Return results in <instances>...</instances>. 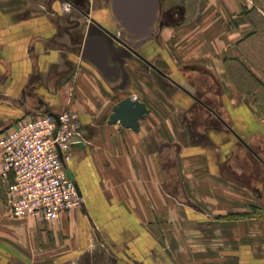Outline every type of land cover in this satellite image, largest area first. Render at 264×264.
Instances as JSON below:
<instances>
[{
    "label": "crops",
    "instance_id": "1",
    "mask_svg": "<svg viewBox=\"0 0 264 264\" xmlns=\"http://www.w3.org/2000/svg\"><path fill=\"white\" fill-rule=\"evenodd\" d=\"M158 1L156 34L141 52L162 72L122 50L111 0H84L86 12L71 5L82 18L63 13L67 0H0V134L68 109L84 139L67 163L83 202L56 221L14 216L0 186L4 264L18 252L34 264L101 252L117 264H264V70L250 7ZM98 33L117 51L110 64L123 81L82 57ZM128 95L150 109L138 130L108 122Z\"/></svg>",
    "mask_w": 264,
    "mask_h": 264
},
{
    "label": "built area",
    "instance_id": "2",
    "mask_svg": "<svg viewBox=\"0 0 264 264\" xmlns=\"http://www.w3.org/2000/svg\"><path fill=\"white\" fill-rule=\"evenodd\" d=\"M56 114L19 119L0 134V186L16 217L54 222L83 202L67 169L72 138L83 139L79 115L68 109Z\"/></svg>",
    "mask_w": 264,
    "mask_h": 264
},
{
    "label": "water",
    "instance_id": "3",
    "mask_svg": "<svg viewBox=\"0 0 264 264\" xmlns=\"http://www.w3.org/2000/svg\"><path fill=\"white\" fill-rule=\"evenodd\" d=\"M111 8L114 17L122 26L123 32L129 34L132 39L148 38L154 32V25L159 13L158 0H111ZM115 33H119V30H115ZM107 44L103 34L88 35L85 38L81 54L84 59L96 66L107 80L116 81L120 74V68L110 64ZM137 55L155 67L145 56L140 53ZM158 70L162 72L160 69ZM149 112L150 109L144 101L128 95L114 104L108 122L116 123L119 121L125 127L138 130L139 120ZM53 114L58 119V115ZM72 140L74 141L73 144L84 143V139L75 141L76 138L73 137ZM70 176L74 178L71 173ZM77 188L82 196L78 185Z\"/></svg>",
    "mask_w": 264,
    "mask_h": 264
},
{
    "label": "rangeland",
    "instance_id": "4",
    "mask_svg": "<svg viewBox=\"0 0 264 264\" xmlns=\"http://www.w3.org/2000/svg\"><path fill=\"white\" fill-rule=\"evenodd\" d=\"M246 1V8L250 7L249 10L246 9V12L248 14V17L251 19L254 18V22L256 23L255 27L257 29L255 35H254V43H255V57L259 59L261 68L264 70V0H245ZM63 13L72 15L74 14V17L82 18V14H78L76 10L71 6L69 3L67 6H64ZM258 74L261 77H264V74L258 71ZM263 89V87H261ZM260 98H262V103L264 104V90H261ZM122 96L126 95L127 92L121 93ZM113 99V96H111ZM262 112L264 113V106L262 107ZM168 247V246H167ZM166 251L169 253L171 250ZM11 257L7 264H34L35 262H32L29 260V258L23 254L22 252H18L15 255H10Z\"/></svg>",
    "mask_w": 264,
    "mask_h": 264
},
{
    "label": "flooded vegetation",
    "instance_id": "5",
    "mask_svg": "<svg viewBox=\"0 0 264 264\" xmlns=\"http://www.w3.org/2000/svg\"><path fill=\"white\" fill-rule=\"evenodd\" d=\"M33 2H38V0H31ZM47 3H51L53 0H45ZM63 1V0H61ZM70 2V4L76 8L79 9L82 8V12H86V9L84 7H87L84 3V0H67ZM116 19V18H115ZM117 24L120 26V41L122 43V50H125L128 53H131L133 55H136L137 53L142 54V50H144V47L142 48L141 45L143 43H147L149 42V40H152L156 34V28L154 27V32L152 33L151 36H149L148 38H144L141 40H134L131 38V36L127 33L123 32V28L120 25L119 21L116 19ZM98 29V28H97ZM96 28L92 30V33H96L97 34V30ZM99 34V33H98ZM108 44V49H109V58H110V62L117 66L118 65V58L116 57V53L117 51L114 50L113 46L111 43L107 42ZM121 70V69H120ZM123 81L124 80V74L122 75V73L119 74V77L117 79V81ZM99 256L94 259V261L91 262H86L83 261L82 264H117L116 262H118L117 260L113 261V263L111 262V260H108L109 258H107L106 260L104 259V253L101 252L100 254H98ZM104 257V258H103ZM6 260H4V258L0 257V264H4ZM115 262V263H114ZM126 264H142V263H138V262H128Z\"/></svg>",
    "mask_w": 264,
    "mask_h": 264
}]
</instances>
